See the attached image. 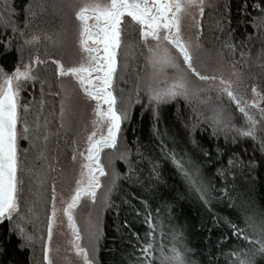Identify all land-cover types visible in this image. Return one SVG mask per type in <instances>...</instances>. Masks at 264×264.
Instances as JSON below:
<instances>
[{
	"label": "snow or ice",
	"instance_id": "6c2138e0",
	"mask_svg": "<svg viewBox=\"0 0 264 264\" xmlns=\"http://www.w3.org/2000/svg\"><path fill=\"white\" fill-rule=\"evenodd\" d=\"M247 7L244 0L240 18L233 28L230 0H33L25 6V23L20 28L12 19L16 13L9 0H4L0 26L12 35L7 41L0 39V43L4 44L5 54L15 44L18 60L11 72L0 65V224L9 225L8 232L17 237L21 250L30 249L34 253L39 244L41 264H57L61 245L55 243L54 236L66 218L72 239L65 241V250L74 249L83 264H98L105 215L115 209L119 218L122 205H127L136 218L142 217L147 228L143 237L138 231L130 233L137 243L128 254L129 264H157V261L159 264H200L193 259L196 249L189 247L182 229L173 226L170 219L171 231L165 232L164 222L159 220L161 208L153 214L148 201L142 202L141 210L130 199H121L120 203L113 199L114 194L123 191L121 182H128L139 185L153 200L160 199L163 207L173 212V204L164 200L166 182L158 162L163 161L165 167L167 163L172 164L189 193L208 209L209 244L213 230L227 226L232 236L248 242L243 250L224 253L222 246L228 237L223 232L220 234L215 247L230 264H258L264 260V211L256 209L250 196L234 198L227 188H216L206 173L220 161L213 160L211 146L205 149L196 136L199 128L206 126L212 136L223 135L225 140L229 134L233 142L237 137L251 138L259 143V151L264 155V107L260 106L264 94L252 85L251 92L257 100L248 103L246 91L240 90L245 73L237 71L240 67L250 69L259 65L264 75V0H255L251 5L256 15L248 13ZM206 9L211 10L212 38L208 41L211 48L206 47L203 35ZM68 13L74 14V20ZM41 24H47L51 32L41 28ZM241 27L244 28L242 38H237ZM249 27L254 33L247 32ZM70 37L76 46L67 64L61 59L51 61L55 65V83L41 79L38 66L47 65L52 54L45 47L43 55L47 59H42L37 45L50 41L63 57ZM256 44L260 45L258 50ZM134 48L139 49L144 64L135 74V82L126 90L118 85L129 83L124 77L129 68V50ZM26 51L29 52L27 62ZM225 64L232 69L230 75L225 73ZM66 81L74 84L70 86ZM37 83L40 84L39 98L34 91ZM29 87L33 89L29 92L30 100L22 95ZM225 97L243 115L242 126H236L233 114L224 107ZM49 99L58 100V116L55 103L46 112ZM181 100L190 112L184 116V130L177 133V140L167 131H160L159 121L163 106ZM136 106L141 109V119L144 113H151V131L156 143L145 145L137 138L132 142L133 151L126 126L131 127ZM81 107H91L94 117L91 130L84 126L83 150L80 139H67L69 133L75 132ZM202 109L211 115L205 116ZM132 131L135 134V128ZM21 142L27 147L22 148ZM68 147L72 149L71 163L78 166L79 178L70 198L65 199L57 186L64 183L68 171L61 164ZM145 160L150 165L147 176L141 167ZM118 162L126 165L125 173L116 168ZM227 164L228 167L216 170V175L225 181L237 168L235 154ZM239 166L249 176L258 167L254 158L246 164L241 160ZM235 191L233 185L232 192ZM82 201L88 213L81 228L74 212ZM225 201L230 208L239 210L244 227L212 212L214 202ZM38 207L45 214L46 237L45 228L37 227ZM129 225L130 221L125 219L122 228ZM158 231L160 243L156 239ZM59 234L66 236L63 232ZM166 235H171L170 248L163 243ZM207 255L208 264L218 260L211 251ZM233 256L235 259H231Z\"/></svg>",
	"mask_w": 264,
	"mask_h": 264
},
{
	"label": "trees",
	"instance_id": "16d2710c",
	"mask_svg": "<svg viewBox=\"0 0 264 264\" xmlns=\"http://www.w3.org/2000/svg\"><path fill=\"white\" fill-rule=\"evenodd\" d=\"M12 8L15 11V15L12 16L13 21L19 25L20 28L24 27L26 12L25 6L32 3L33 0H9ZM228 2V0H225ZM255 0H247L248 7L247 12L251 15H256L257 12L251 7ZM4 0H0V8L3 7ZM244 3V0H230V16L232 19V27H236L237 20L240 18V6ZM210 9H206L205 17L203 18L204 30L203 35L206 42V47L211 48L212 44L208 41L212 38V33L209 31L210 24ZM71 20L74 19V15L70 14ZM71 22V21H70ZM242 23V22H241ZM41 28L47 29L51 32V28L47 24H41ZM254 29L247 28L248 33H254ZM244 28L241 27L236 35L237 38H242ZM0 33H4L0 36V39L7 41L9 36L12 35L11 31L5 32V29L0 26ZM218 34V33H217ZM72 37L69 39L72 41ZM49 43L42 41L37 47L40 49L41 58L44 57V48L47 47L50 50ZM15 44L13 45L12 51L5 54L4 44L0 43V65L11 72L16 65L18 60V55L15 50ZM260 45L256 44L255 49H259ZM49 53H51L49 51ZM255 52H253V55ZM29 52H25V61L27 62ZM52 57V56H51ZM237 59H239V53H237ZM51 59V58H50ZM48 59L47 65H39V75L41 79L47 78L55 83V66L51 63L52 60ZM143 58L139 54V49L134 48L129 50V68L127 74H125V79L129 81L128 84L121 82L118 87L125 88L127 90L135 82V74L141 70V64ZM226 75H230L232 69L225 64L224 66ZM237 71L245 73L244 85L241 86V91H246V99L248 103L253 102V94L251 92L252 85H256L258 91L264 94V75H262V70L259 65L254 67L243 68L240 67ZM251 75L254 78H248ZM47 90V89H46ZM33 89L29 87L28 91L24 92L22 95L26 99H31L29 92ZM35 95L39 98L40 84L35 85ZM55 91V88L53 89ZM146 102V100H145ZM55 103L57 116L59 113V102L58 100L53 101L49 99V108L47 111H51V105ZM223 105L227 108L234 116V123L237 127H240L244 123L243 115L239 113L234 104H230L227 98H224ZM261 107H264V102H261ZM135 118L132 122L131 127L126 126L127 140L130 147H135L132 144L137 138L140 142L145 145L155 146V138L153 137L152 128V116L150 112L143 114V119H141V109L136 106ZM205 116L211 115L207 109H202ZM255 111V110H254ZM190 112L188 106L181 100L179 103H172L170 105H165L160 111V121L159 129L163 133L167 131L169 135L176 136L179 140L178 132H183L184 130V116ZM259 118V117H258ZM59 121H56L58 125ZM135 128V134H133L132 129ZM197 139H199L205 149L211 146V152L213 154V160H219L220 163L216 164L215 168H209L206 175L213 179L217 189L227 188L230 195L234 198L240 196L245 198L250 196L254 202L257 210L264 211V155L259 151V143L254 142L251 138L237 137L235 142H233L232 135L229 134L227 140L224 136L214 137L211 135V129L206 126H201L196 134ZM70 136L68 134L67 139ZM63 139V138H62ZM62 143V141H61ZM55 144V140L53 141ZM21 147H27L25 142H21ZM68 151L71 147L67 148ZM70 152V151H69ZM155 154V153H153ZM237 157V168L234 173H229L227 180L223 177L216 175V170L220 168L228 167L227 161L233 155ZM258 165L256 170L251 173V175H246V169H242L239 166V162L242 160L245 164L248 163L250 159H253ZM62 162V160H61ZM161 164V171L163 172L162 179L166 182L164 184V190L166 195L164 200L173 204L174 211L169 212L168 208L163 207V201L160 199L153 200L150 194L139 185H130L128 182H121V188L123 191L118 192L113 195V199L120 203L121 199H130L132 204L143 210V201H148L153 214L157 208H161V213L159 220L164 222L165 232L171 231L168 226L169 219L171 224L177 229H182L185 239L188 242L189 247L196 249V255L193 259L199 260L200 264H208V252L218 257L215 264H230V260L225 256L220 254V250L215 247L216 241L220 238V234L223 232L228 239L224 242L222 250L224 253H230L234 249L243 250L248 247V242L242 240L241 238L231 235V230L227 226L220 227L219 229H214L211 234V244H209V233L207 229L211 227V216L208 209L198 200V198L189 193L187 186L182 181L181 177L176 173L171 163H167L166 167L163 161H158ZM66 164V163H65ZM64 164V165H65ZM141 167L145 170L144 174L147 176L148 169L150 165L147 160H145ZM116 168L123 174L127 171L126 165L123 162H118ZM52 175H55L53 173ZM51 176L49 177L48 184L49 189L51 186ZM233 185L236 191L232 192ZM249 189L251 191L249 192ZM219 193H217L218 195ZM175 197V200L172 198ZM50 200V194H49ZM239 200L236 201L239 204ZM227 201L225 202H214L212 212L218 213L221 217H229L234 222H238L240 227H244L243 217L237 208H230ZM39 212V220L37 221V227L45 228L46 237V218L44 211L37 208ZM239 217V219H237ZM127 219L130 221L128 228H122V225ZM9 225L5 222L0 224V264H41L42 262V249L39 244H37L35 252L33 253L30 249L21 250L19 248V241L15 235H10L8 232ZM121 229V230H118ZM31 231V227L29 228ZM104 238L100 241L99 250L97 253L98 264H129L128 254L133 252V245H135L136 239L131 236L130 233L139 232L140 236L143 237L147 228L142 223V217L136 218L135 213L130 210L127 205H122L119 218L116 216L115 209L108 211L104 218ZM157 242H161V237L159 231L156 236ZM163 243L166 247L170 248L172 246L171 235H166L163 238ZM6 250V253H5ZM203 250V252H201ZM158 255V253H157ZM235 259V257H231ZM159 264V261H157ZM258 264H264V260H259Z\"/></svg>",
	"mask_w": 264,
	"mask_h": 264
},
{
	"label": "rangeland",
	"instance_id": "374dc122",
	"mask_svg": "<svg viewBox=\"0 0 264 264\" xmlns=\"http://www.w3.org/2000/svg\"><path fill=\"white\" fill-rule=\"evenodd\" d=\"M70 14L74 15L73 13H68L69 16H70ZM128 19H130V18H128ZM76 23H78V22H76ZM90 23H94V22L90 21ZM46 42L50 44V45H48L50 48L49 51L52 54L51 55L52 57L50 60L61 59L62 63L67 64L68 59H69V55L74 51V48L76 46L74 39H72V41H70V43L68 40L67 45H66L67 53L63 57H61L60 53L51 46L50 41H46ZM141 64H144V60H142ZM66 82H68L70 86H72L74 84V81H66ZM255 100H257L256 97L253 98V101H255ZM260 104H261V102H260ZM78 111H79L78 125H77L74 133H69V136H70L69 141H71L73 139H80V141H81L80 147H81V150H83L85 147L84 142H83L84 126H87L88 129L91 130V121L94 119V117L92 115L91 107H88L87 109H84L83 107H81ZM76 133H79L80 136H77ZM62 146H63V144H62ZM69 151L67 148L65 149V154H64V157L62 158V162H61V164L65 167V169L68 170L66 172V178H65L63 184H58V186H57L58 193H60L65 199L70 198V193L72 190L75 189V186H76L75 180L79 178L78 166L71 163L72 149ZM73 168L76 169L75 172L71 171ZM104 182L106 183V181H104ZM87 213H88V208L86 206V203L84 201H82L81 206L78 207L74 212V215L76 216V219H77L78 227H81V228L83 227L84 220L87 218ZM61 215H62V213H61ZM60 232L66 233V236H61L59 234ZM71 239H72L71 233H70L69 229L67 228V220H66V218H64L63 227L59 228L57 230V233L54 236L55 243H58L61 245L60 259H58L57 264H83V262L80 261L79 258L76 256L75 250L71 249V245H67V249H71V250H65V241L71 240Z\"/></svg>",
	"mask_w": 264,
	"mask_h": 264
}]
</instances>
